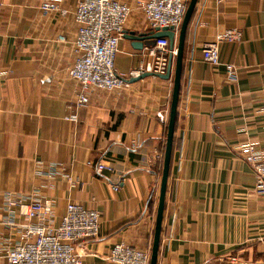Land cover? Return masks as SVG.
Segmentation results:
<instances>
[{
  "label": "crops",
  "instance_id": "1",
  "mask_svg": "<svg viewBox=\"0 0 264 264\" xmlns=\"http://www.w3.org/2000/svg\"><path fill=\"white\" fill-rule=\"evenodd\" d=\"M45 1L69 15L44 14ZM78 1L0 0V240L19 239L5 222L6 193H39L54 201L56 224L69 203L98 210L100 236L76 251L81 264H111L116 244L152 250L162 173L151 161L167 139L175 59L170 79L154 75L116 93L94 90L76 109L79 85L69 70ZM121 1L134 9L126 33L150 35L138 0ZM233 28L242 40L222 42L223 65L212 67L204 44ZM128 37L120 42L118 73L135 69L155 43ZM178 39L179 30L175 48ZM227 63L237 69L235 80ZM165 111L163 123L158 114ZM74 113L77 122L67 119ZM246 143L264 148V0H198L185 38L158 264H264V197L241 156ZM39 161L46 168L63 163L80 184L40 176ZM101 162L114 171L98 172ZM0 264H8L4 254Z\"/></svg>",
  "mask_w": 264,
  "mask_h": 264
},
{
  "label": "built area",
  "instance_id": "2",
  "mask_svg": "<svg viewBox=\"0 0 264 264\" xmlns=\"http://www.w3.org/2000/svg\"><path fill=\"white\" fill-rule=\"evenodd\" d=\"M189 0H138L135 7L142 14L148 31L155 32L165 28L180 30ZM44 14L60 13L68 16L70 11L51 1L40 6ZM133 6L121 0H79L74 21L77 25L73 41L75 62L69 76L79 85L76 109L90 102L91 93L100 90L116 93L129 86V80L144 74L164 76L167 74L171 58H176L177 49H171L168 38L156 40L154 45L142 54L138 66L127 74L118 73L115 66L120 51V42L126 33V26L133 15ZM239 29H228L214 42L204 44L202 54L206 63L219 67L220 44L236 43L242 40ZM228 77L235 80L237 69L233 64H224ZM158 118L168 121V113L161 112ZM77 122L76 113L67 118ZM244 161L255 172L256 192L264 197V148L253 143L240 146ZM162 154H156L151 162H161ZM92 166L93 162H88ZM37 173L50 181L67 177L73 185L80 184L73 179L63 163H51L46 168L43 162L36 165ZM98 172H113L106 163L96 165ZM115 191L119 186L115 185ZM5 222L17 230L19 239L0 240V255L4 254L8 264H81L76 245L95 240L100 236L101 214L94 208L79 203H69L59 224L55 219V203L39 193L32 195L6 193L4 196ZM21 218L25 225H19ZM111 264H150L151 250L134 247L127 243L116 244L107 257ZM236 261L235 258H233Z\"/></svg>",
  "mask_w": 264,
  "mask_h": 264
},
{
  "label": "water",
  "instance_id": "3",
  "mask_svg": "<svg viewBox=\"0 0 264 264\" xmlns=\"http://www.w3.org/2000/svg\"><path fill=\"white\" fill-rule=\"evenodd\" d=\"M198 0H191L187 9V12L184 17L183 24L179 30V39L177 44V56L175 58V66H174V58H171L167 74L164 76H160L162 79L168 80L170 79L174 66V90H173V98L170 108L169 122L167 127V139H166V149L164 155L163 162V171H162V180H161V189H160V197L158 203L157 217H156V225L154 231V239L151 250V262L150 264H158V257L161 245V236H162V225H163V217L166 203V194L168 190V181L170 175V167L172 162V153H173V145H174V135L176 131V118H177V110L179 105V96L181 89V81H182V71H183V58H184V45L185 38L188 29L189 22L191 20L192 14L196 7ZM177 31L174 28H165L163 30H157L152 32L148 36L144 37H136L133 33H125V38H132L138 40H159L161 38H168L170 42L171 49H174L175 39H176ZM133 36V37H132ZM150 76H154L152 74H144L139 78H133L128 82L134 83Z\"/></svg>",
  "mask_w": 264,
  "mask_h": 264
},
{
  "label": "trees",
  "instance_id": "4",
  "mask_svg": "<svg viewBox=\"0 0 264 264\" xmlns=\"http://www.w3.org/2000/svg\"><path fill=\"white\" fill-rule=\"evenodd\" d=\"M189 4V3H188ZM165 148H166V143H164V146H163V152H162V155H163V159H162V161L160 162V166H159V172H160V174L162 173V166H163V162H164V155H165Z\"/></svg>",
  "mask_w": 264,
  "mask_h": 264
}]
</instances>
